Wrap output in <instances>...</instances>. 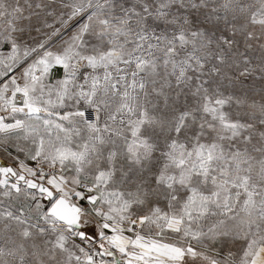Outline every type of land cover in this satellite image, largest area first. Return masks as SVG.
Returning <instances> with one entry per match:
<instances>
[{
  "label": "snow or ice",
  "instance_id": "obj_1",
  "mask_svg": "<svg viewBox=\"0 0 264 264\" xmlns=\"http://www.w3.org/2000/svg\"><path fill=\"white\" fill-rule=\"evenodd\" d=\"M0 264H264V0H0Z\"/></svg>",
  "mask_w": 264,
  "mask_h": 264
}]
</instances>
